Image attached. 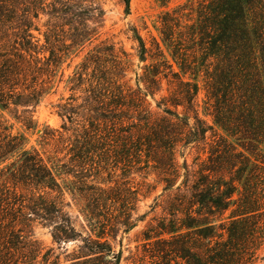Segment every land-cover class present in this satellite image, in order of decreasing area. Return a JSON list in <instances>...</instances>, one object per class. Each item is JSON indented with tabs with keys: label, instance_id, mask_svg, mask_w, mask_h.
I'll return each mask as SVG.
<instances>
[{
	"label": "trees",
	"instance_id": "obj_1",
	"mask_svg": "<svg viewBox=\"0 0 264 264\" xmlns=\"http://www.w3.org/2000/svg\"><path fill=\"white\" fill-rule=\"evenodd\" d=\"M123 3L128 11L130 0ZM41 14L46 16L42 41L33 33ZM103 15L96 0H0V108L32 126L35 107L51 93L57 75L58 83L63 80V63L95 38ZM133 33L143 58L144 40ZM160 34L179 68L180 95L172 103L183 107L181 116L164 108L171 118L152 121L147 109H140L143 100L119 82L120 69L93 65L88 54L65 80L78 96L56 104L69 123L57 131L58 139L67 143L70 162L79 168L100 155L103 169L143 158L142 168L177 176L176 145L208 144L206 132L216 126L221 132L198 170H188L184 161L169 216L149 228L144 247L151 264H252L264 243V0H186L164 13ZM162 62L172 71L169 60ZM159 73L153 72L151 83ZM199 73L202 110L192 81ZM169 176L163 178L164 190L173 185ZM77 182L86 217L99 231L84 240L78 256L83 259L74 264H118L120 252H113L110 239L118 225L131 224L134 191L122 187L124 196L114 193V199L112 188ZM117 202L113 214L110 207ZM65 204L53 168L37 149L25 147L0 115V264H57L48 260L51 248L41 255L31 222L53 224L57 241L73 237Z\"/></svg>",
	"mask_w": 264,
	"mask_h": 264
},
{
	"label": "rangeland",
	"instance_id": "obj_2",
	"mask_svg": "<svg viewBox=\"0 0 264 264\" xmlns=\"http://www.w3.org/2000/svg\"><path fill=\"white\" fill-rule=\"evenodd\" d=\"M96 1L103 8L104 15L95 38L90 43H86L83 48L74 49L63 63V80L58 83L59 76L57 75L51 93L46 95L35 107L32 113L34 124L27 126L21 117L17 118L14 113L7 109L0 108V115L6 120L10 131L19 136L25 147L37 149L49 166L53 168L58 181L63 186V200L64 203H67L64 206V211L69 216L75 235L57 241L53 238V224L48 225L39 222V220H33L31 222L32 236L43 248L41 255L51 248L49 261L55 260L57 264H74L75 261L83 259L82 257L78 258V256L82 254L80 248L84 240L88 235L95 237L99 231L98 228L93 229L91 223L94 222L86 217L85 200L82 194L74 189V184L78 185L77 181L81 179L87 184H94L106 189L112 188L111 193L114 199L116 196L117 198L124 196L120 190L122 187H130L134 191L133 208L130 211L131 224L127 227L118 225L116 236L111 238L110 242L113 246V252H120L118 264H151L153 259L149 258L148 249L144 247L146 233L148 234L149 228L156 225L162 217L169 216L167 213L168 202L173 199L176 193L175 188L183 180L184 161H186L188 170L197 171L206 158L210 144L216 139V132L221 131L216 126L213 130H208L206 132L208 144L199 141L190 143L186 147L176 145L174 169L177 170V176L175 174L169 176V174L159 172L151 166L142 168L144 165L143 158L139 163L132 162L124 168L119 164L115 168L103 169L102 166L105 167V165L100 162L103 159L102 155L98 156L99 158L95 156V163L89 164L88 162L84 168L71 164V154L67 153V143L58 139V132L62 131V124L69 125V123L63 121L57 114L56 104L58 102H71L70 96H78V93L69 90L65 80L88 54H91L92 59L96 62L93 65L111 69L112 72L120 69L119 82L123 84L125 89L136 93L137 99L143 100L144 104L140 109L145 107L151 114L152 121L171 118L169 114L164 112V108L177 112L178 118L183 112L181 105L174 106L172 103L180 95V78L177 75L179 68L168 55L162 41L160 28L161 17L164 13L171 12L186 0H130L128 11H125L123 0ZM188 11L186 9L185 13ZM45 21L46 16L41 14L35 22L37 30L33 31L41 41ZM134 29L144 40L146 52L143 54V58L140 57V47L133 36ZM163 59L169 60V63L172 64V71L164 65ZM93 65L91 63L90 66ZM156 70L160 71L159 80L151 83L150 80L154 78L153 72ZM199 74L201 75L192 81L198 84L196 99L199 109L202 110L204 80L202 73ZM187 78L188 75L183 80ZM132 112L129 113L132 114ZM136 113L134 112V115ZM205 119L209 124H212L209 116H206ZM44 132L50 137L44 138L46 136ZM67 135L69 133L65 134V136ZM165 176L170 177L173 185L164 190L166 182L163 181V178ZM106 195L107 193L104 194V196ZM107 204H113V202L107 200ZM114 208H118V202L110 207L113 214L117 212ZM263 256L264 243L258 249L252 264H264Z\"/></svg>",
	"mask_w": 264,
	"mask_h": 264
}]
</instances>
